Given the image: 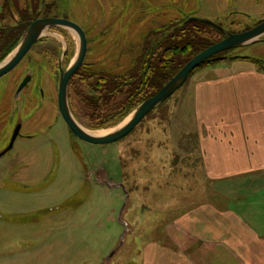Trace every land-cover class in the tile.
Returning a JSON list of instances; mask_svg holds the SVG:
<instances>
[{
  "label": "rangeland",
  "instance_id": "1",
  "mask_svg": "<svg viewBox=\"0 0 264 264\" xmlns=\"http://www.w3.org/2000/svg\"><path fill=\"white\" fill-rule=\"evenodd\" d=\"M10 1L25 19L57 11L66 14L86 35L84 67L93 64L95 71L117 74L134 65L146 34L169 28L177 10L195 11L204 20L225 16L236 20L234 10L248 12L253 19L264 14V0H43L44 6L42 0ZM4 20L14 21L8 9ZM77 46V37L66 29L46 31L17 66L0 77V152L18 123L20 136H34L17 137L13 148L0 157V264H134L135 252L139 257L155 252L152 242L170 251L176 237L166 228L172 221L169 215L178 207L174 208L178 203L174 200L181 199V193L197 191L204 179L198 171L173 162L187 126L189 109L181 99L184 88L200 68L213 64L249 62L264 67V44L230 51L225 62L197 68L125 138L100 146L74 136L57 109L58 65L65 69ZM28 75L31 83L15 97ZM80 124L92 132L117 126L89 129ZM172 167L180 169L177 179ZM190 178L194 188L185 190L182 183Z\"/></svg>",
  "mask_w": 264,
  "mask_h": 264
},
{
  "label": "crops",
  "instance_id": "2",
  "mask_svg": "<svg viewBox=\"0 0 264 264\" xmlns=\"http://www.w3.org/2000/svg\"><path fill=\"white\" fill-rule=\"evenodd\" d=\"M213 65L184 88L187 126L173 161L204 179L174 200L171 250L152 242L155 252H135L134 264H264V67ZM182 186L192 190L193 178Z\"/></svg>",
  "mask_w": 264,
  "mask_h": 264
},
{
  "label": "trees",
  "instance_id": "3",
  "mask_svg": "<svg viewBox=\"0 0 264 264\" xmlns=\"http://www.w3.org/2000/svg\"><path fill=\"white\" fill-rule=\"evenodd\" d=\"M170 25L152 35L146 34L134 57V65L121 74L95 71L93 64L90 67L83 64L77 70L69 83L68 100L78 122L89 129L117 125L143 100L156 93L190 58L214 42L213 30L206 24ZM4 57L0 56V61ZM238 58L242 59L231 57ZM226 59V53H220L203 65Z\"/></svg>",
  "mask_w": 264,
  "mask_h": 264
},
{
  "label": "water",
  "instance_id": "4",
  "mask_svg": "<svg viewBox=\"0 0 264 264\" xmlns=\"http://www.w3.org/2000/svg\"><path fill=\"white\" fill-rule=\"evenodd\" d=\"M43 2L44 1L42 0V4ZM189 21L201 22L207 25H211L217 30L221 31L225 35V37L219 42L206 47L205 49L197 53L195 56L190 58L173 76H171L162 84V86L156 93L143 100L136 108H134L127 115V118L123 122H121L114 129L104 135H94L90 133L89 131L92 130L84 128L74 118L70 110L68 100L69 83L72 77L77 72V70L83 64L87 53L86 35L83 29L75 22L59 17H43L30 22V24L26 27L25 31L23 32L22 38L15 47V49L3 61L0 62V77L6 74L7 72L11 71L15 66H17V64L23 59V57L33 46V44H35L39 39H41V37L45 34L46 31L55 28H63L72 32L77 37L78 46L75 56L70 62V64L65 69H63L59 65V79L57 87L58 112L63 122L66 124L68 130L81 141L92 145L100 146L113 144L130 134L133 129L150 112H152L159 105L164 103L177 90H179L185 84L191 73H193L197 68L202 66L211 57L223 53L224 51L250 45L256 42V40L260 36L264 35V22L244 32L229 33L222 27L214 24L209 20H204L201 18H191L189 19ZM30 79L31 77L29 76L23 78V80L20 82L16 89L15 97H17L21 93V91L27 86ZM20 128L21 124L18 123L15 129L13 130L8 145L5 147L4 150L0 152V157L13 148L15 140L20 135ZM122 189L124 190L125 198H128V193L125 191L123 186ZM124 204L125 202H123V205L119 211L118 218H120L121 216V211L124 207ZM125 231L126 229L124 228V231L120 236L121 241L119 245H121L122 243ZM114 253L115 249L107 256L106 261H108Z\"/></svg>",
  "mask_w": 264,
  "mask_h": 264
},
{
  "label": "flooded vegetation",
  "instance_id": "5",
  "mask_svg": "<svg viewBox=\"0 0 264 264\" xmlns=\"http://www.w3.org/2000/svg\"><path fill=\"white\" fill-rule=\"evenodd\" d=\"M43 3L45 4V2H43ZM44 4H42V2H41L42 6H44ZM55 5H54V7H55ZM0 9H1V11H0V56L8 54L10 51H13L15 49L17 44L20 42L22 35H23V32L25 31L26 27L30 24V22L34 21L35 19L43 18V17H59V18H65V19H68V20L75 22L74 20L70 19L66 14H64L63 12H60V11H57L58 12L57 14L54 12L53 15L52 14L51 15L45 14L43 16H37L33 19H28V18L25 19V17L22 14H19V15L17 14L15 7L12 6L10 0H0ZM7 9H8L9 15L11 14L12 21L14 20L12 24H8V23L4 22L5 21L4 20V12ZM232 14H233V16H235L234 18L237 17L236 20H233L232 16L215 17V18L208 19V20L213 22L214 24L222 27L224 30H226L229 33L244 32V31L252 29L253 27L264 22V14H258L256 19H253L251 17V15L245 11L239 12L237 10H234V12ZM13 16H15V17H13ZM173 18H175V19H173ZM173 18L168 21L169 24L179 25V24H182L185 22L186 23H189V22L201 23V22L189 21V19H191V18H199L198 16L195 15V11L187 13V12H184L182 10L181 11L177 10ZM235 21H236V23H234ZM202 24H205V23H202ZM231 24L236 25L234 29L231 27ZM208 26L212 28L213 33H214V42L212 44L219 42L220 40H222L225 37V35L221 31L217 30L215 27H213L211 25H208ZM238 26H240V27H238ZM51 30H54V29H50L48 31H51ZM43 36L35 44H33V46L30 48V50H32L43 39ZM13 43L15 44V46H13L9 50V52H6L7 47H10ZM258 44H264V35L260 36L256 40V42H254L250 45H246V46H242V47L235 48L232 50L224 51L223 53H228V52L233 51V50H237V49H241V48H247V47L258 45ZM59 65L61 66V64H59ZM59 65H58V70H59ZM28 76L31 77L30 75H28ZM31 80L32 79H30V81ZM30 81H29V84L31 83ZM59 116H60V114H59ZM20 137L31 138L34 136L33 135H31V136L24 135V136H20Z\"/></svg>",
  "mask_w": 264,
  "mask_h": 264
},
{
  "label": "bare ground",
  "instance_id": "6",
  "mask_svg": "<svg viewBox=\"0 0 264 264\" xmlns=\"http://www.w3.org/2000/svg\"><path fill=\"white\" fill-rule=\"evenodd\" d=\"M90 133L94 134V135H104L106 133H108L109 131H106V132H92V131H89Z\"/></svg>",
  "mask_w": 264,
  "mask_h": 264
}]
</instances>
